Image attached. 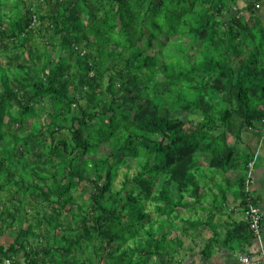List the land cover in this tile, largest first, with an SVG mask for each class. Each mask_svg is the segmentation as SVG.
<instances>
[{
  "label": "trees",
  "instance_id": "1",
  "mask_svg": "<svg viewBox=\"0 0 264 264\" xmlns=\"http://www.w3.org/2000/svg\"><path fill=\"white\" fill-rule=\"evenodd\" d=\"M235 1L0 0V264H171L204 164L244 211L264 22Z\"/></svg>",
  "mask_w": 264,
  "mask_h": 264
},
{
  "label": "crops",
  "instance_id": "2",
  "mask_svg": "<svg viewBox=\"0 0 264 264\" xmlns=\"http://www.w3.org/2000/svg\"><path fill=\"white\" fill-rule=\"evenodd\" d=\"M251 0L230 2V12L225 20L234 15H244ZM254 15L264 22V0L255 3ZM253 15V16H254ZM250 18V22H252ZM260 127L245 131L238 143L237 151L256 153L253 168L252 195L259 205L263 220L260 239H253L250 245L243 242L247 230L243 223L241 185L237 181L240 172L226 173L201 165L199 200L192 199L187 208L180 209V217L174 221L175 228L169 229L168 238H176V247L171 264H241L243 253H256L259 245L264 246V143H259ZM193 222H182V219ZM197 224V225H196Z\"/></svg>",
  "mask_w": 264,
  "mask_h": 264
},
{
  "label": "built area",
  "instance_id": "3",
  "mask_svg": "<svg viewBox=\"0 0 264 264\" xmlns=\"http://www.w3.org/2000/svg\"><path fill=\"white\" fill-rule=\"evenodd\" d=\"M34 18V22H35ZM33 22V23H34ZM259 143H264V121L261 125ZM256 160V153H254L251 161L248 164V174L244 183L243 192L245 193V206L243 211V220L247 223L253 239H260L261 229H262V220L263 216L260 208L255 202V199L252 195V185L254 182L253 179V168ZM239 261L241 264H264V246L263 244L259 245L258 251L256 253H243L239 256Z\"/></svg>",
  "mask_w": 264,
  "mask_h": 264
},
{
  "label": "rangeland",
  "instance_id": "4",
  "mask_svg": "<svg viewBox=\"0 0 264 264\" xmlns=\"http://www.w3.org/2000/svg\"><path fill=\"white\" fill-rule=\"evenodd\" d=\"M148 52H150V51H148ZM191 119H193V120H198L199 118H200V116H199V114H197V113H194V114H191L190 116H189ZM100 152L102 153V152H107V148L106 147H104V148H102L101 150H100ZM126 168H122L120 171H119V173H118V176H117V178H116V180H115V185L117 186V187H119L120 186V183H121V181H122V179H123V177H122V172L125 170ZM132 171L133 170H131V173H132ZM258 205V204H257ZM258 207H259V205H258ZM260 208V207H259ZM14 236V233L13 232H8V234H6V235H4L2 238H1V240L3 241V242H5V243H10L11 241H12V237Z\"/></svg>",
  "mask_w": 264,
  "mask_h": 264
}]
</instances>
